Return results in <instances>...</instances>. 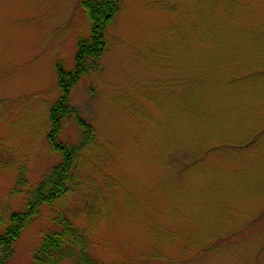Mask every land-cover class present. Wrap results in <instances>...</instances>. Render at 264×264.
Segmentation results:
<instances>
[{
    "label": "rangeland",
    "instance_id": "1",
    "mask_svg": "<svg viewBox=\"0 0 264 264\" xmlns=\"http://www.w3.org/2000/svg\"><path fill=\"white\" fill-rule=\"evenodd\" d=\"M82 1L0 0V214L24 208L20 166L35 184L60 162L50 110L90 35ZM105 35L70 93L96 136L8 264H31L59 210L100 264H264V0H122ZM61 139H83L75 120Z\"/></svg>",
    "mask_w": 264,
    "mask_h": 264
},
{
    "label": "trees",
    "instance_id": "2",
    "mask_svg": "<svg viewBox=\"0 0 264 264\" xmlns=\"http://www.w3.org/2000/svg\"><path fill=\"white\" fill-rule=\"evenodd\" d=\"M121 1H82L91 22L90 35L78 40L73 69H66L61 62L57 63L61 96L50 110L51 130L48 141L53 152L61 159L35 184L29 183L27 165L19 167L11 193L22 195L25 204L21 210L0 214V264L9 263L14 255L15 242L40 213L41 205L53 204L69 192L72 173L76 169V157L96 136L95 126L71 103L70 93L83 75H89L100 68V59L107 48L105 31L118 14ZM69 119L75 120L82 130L83 139H80L78 145H71L61 139ZM208 150L209 148H205L203 153ZM4 166L6 165L0 160V167ZM50 221L51 225L42 231L41 240L32 251L31 264H58L70 258L76 259L78 264H100L89 250L90 237L84 227L76 225L64 210L52 214Z\"/></svg>",
    "mask_w": 264,
    "mask_h": 264
}]
</instances>
